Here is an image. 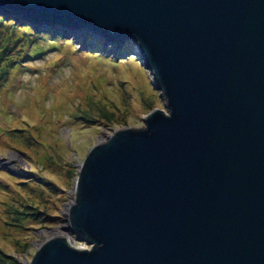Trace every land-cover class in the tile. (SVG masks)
I'll use <instances>...</instances> for the list:
<instances>
[{"label": "water", "instance_id": "95a60500", "mask_svg": "<svg viewBox=\"0 0 264 264\" xmlns=\"http://www.w3.org/2000/svg\"><path fill=\"white\" fill-rule=\"evenodd\" d=\"M0 12L98 36L85 46L123 40L113 51H136L165 100L90 148L63 231L28 264H264V0H0Z\"/></svg>", "mask_w": 264, "mask_h": 264}, {"label": "rangeland", "instance_id": "374dc122", "mask_svg": "<svg viewBox=\"0 0 264 264\" xmlns=\"http://www.w3.org/2000/svg\"><path fill=\"white\" fill-rule=\"evenodd\" d=\"M57 35L60 47L24 58L1 96L0 249L19 264H28L40 243L62 230L90 148L105 141L108 131L145 125L148 113L165 107L137 52L113 51L123 40L95 47L80 38L98 37L91 32ZM34 134L41 143L32 140ZM14 208L43 219L18 230L11 224L17 223Z\"/></svg>", "mask_w": 264, "mask_h": 264}, {"label": "trees", "instance_id": "16d2710c", "mask_svg": "<svg viewBox=\"0 0 264 264\" xmlns=\"http://www.w3.org/2000/svg\"><path fill=\"white\" fill-rule=\"evenodd\" d=\"M8 16V14L0 12V107L4 105V102L1 101V96L5 95L3 92L11 88L16 73L23 68L22 66H25L21 61L24 58L40 54L49 47H60L58 41L62 38L61 35L55 34L53 29L46 31L36 27L32 22L21 23V19L15 22L13 17ZM103 42L95 44V47L101 46ZM131 44L130 42L126 46L129 47ZM9 94L7 93V96ZM17 129L13 130L16 132L19 130L17 133L20 134L21 129ZM31 138L33 141L41 143L38 135L34 134ZM0 187H5V185H0ZM26 206L31 205L29 203ZM14 214L12 219L14 218L17 223L11 224L18 230L24 229L26 224H35L43 219H38L40 213L17 211V208H14ZM54 219H59V217ZM0 264H19V261L15 257L3 253L0 249Z\"/></svg>", "mask_w": 264, "mask_h": 264}]
</instances>
